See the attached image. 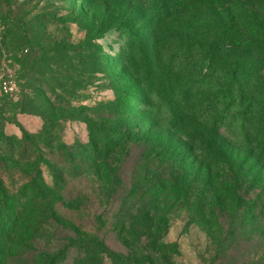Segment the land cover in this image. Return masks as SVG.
<instances>
[{"label":"rangeland","instance_id":"374dc122","mask_svg":"<svg viewBox=\"0 0 264 264\" xmlns=\"http://www.w3.org/2000/svg\"><path fill=\"white\" fill-rule=\"evenodd\" d=\"M1 77L0 264H264V0H0Z\"/></svg>","mask_w":264,"mask_h":264},{"label":"trees","instance_id":"16d2710c","mask_svg":"<svg viewBox=\"0 0 264 264\" xmlns=\"http://www.w3.org/2000/svg\"><path fill=\"white\" fill-rule=\"evenodd\" d=\"M185 1V0H182ZM232 77V76H231ZM230 81V80H229ZM240 100H244V95H241ZM238 101L236 97H232L231 93L226 92L224 96L219 97V105L218 107L212 109L209 115H201L198 116V119H202L205 121H210L213 125H218V127L236 129L237 132L234 134L237 138H247L246 131L251 126V119L253 118V111L251 108L235 107L234 104ZM195 116V115H194ZM174 117V116H172ZM177 119V117H175ZM196 119V118H195ZM197 120V119H196ZM207 122V123H208ZM99 140L94 143L95 151L97 153L101 152L100 149H104L107 151L108 155L114 153L122 144L127 142L125 136H116L112 138H105L104 133L98 135ZM202 141V139H196V143ZM31 145H35V142ZM44 146L38 145L34 149L30 150L33 154H36L35 157L37 162L42 164V162L47 159L48 153L44 152ZM40 168V167H39ZM41 171V169H39Z\"/></svg>","mask_w":264,"mask_h":264},{"label":"built area","instance_id":"2783aa9c","mask_svg":"<svg viewBox=\"0 0 264 264\" xmlns=\"http://www.w3.org/2000/svg\"><path fill=\"white\" fill-rule=\"evenodd\" d=\"M16 88V83L11 78H0V99L4 96L10 95Z\"/></svg>","mask_w":264,"mask_h":264}]
</instances>
